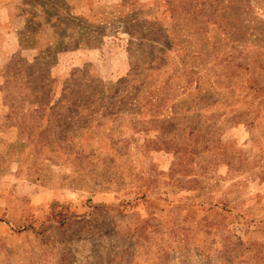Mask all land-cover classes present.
Instances as JSON below:
<instances>
[{"label":"rangeland","instance_id":"1","mask_svg":"<svg viewBox=\"0 0 264 264\" xmlns=\"http://www.w3.org/2000/svg\"><path fill=\"white\" fill-rule=\"evenodd\" d=\"M0 264H264V0H0Z\"/></svg>","mask_w":264,"mask_h":264}]
</instances>
